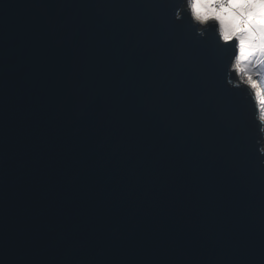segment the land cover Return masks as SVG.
Masks as SVG:
<instances>
[{
	"label": "water",
	"instance_id": "1",
	"mask_svg": "<svg viewBox=\"0 0 264 264\" xmlns=\"http://www.w3.org/2000/svg\"><path fill=\"white\" fill-rule=\"evenodd\" d=\"M197 29L185 0H0V264H264L258 110Z\"/></svg>",
	"mask_w": 264,
	"mask_h": 264
},
{
	"label": "clouds",
	"instance_id": "2",
	"mask_svg": "<svg viewBox=\"0 0 264 264\" xmlns=\"http://www.w3.org/2000/svg\"><path fill=\"white\" fill-rule=\"evenodd\" d=\"M185 8L198 34L215 25L219 42L233 47L228 83L248 90L264 133V0H185Z\"/></svg>",
	"mask_w": 264,
	"mask_h": 264
},
{
	"label": "snow or ice",
	"instance_id": "3",
	"mask_svg": "<svg viewBox=\"0 0 264 264\" xmlns=\"http://www.w3.org/2000/svg\"><path fill=\"white\" fill-rule=\"evenodd\" d=\"M178 14H179V18H178ZM174 19L176 20V21H180L181 19H182V14H180V11L178 10V8H177V10L175 11V13H174ZM197 35H199V36H201L200 34H198L197 33ZM216 48V47H215ZM216 52H217V57H218V60L220 61L221 60V56H222V54L220 53V51L216 48Z\"/></svg>",
	"mask_w": 264,
	"mask_h": 264
},
{
	"label": "rangeland",
	"instance_id": "4",
	"mask_svg": "<svg viewBox=\"0 0 264 264\" xmlns=\"http://www.w3.org/2000/svg\"><path fill=\"white\" fill-rule=\"evenodd\" d=\"M263 148H264V142H263Z\"/></svg>",
	"mask_w": 264,
	"mask_h": 264
}]
</instances>
